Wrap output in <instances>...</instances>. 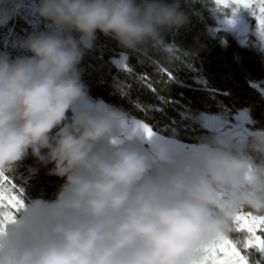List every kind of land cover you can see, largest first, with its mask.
Returning <instances> with one entry per match:
<instances>
[{"label": "clouds", "instance_id": "9594fccd", "mask_svg": "<svg viewBox=\"0 0 264 264\" xmlns=\"http://www.w3.org/2000/svg\"><path fill=\"white\" fill-rule=\"evenodd\" d=\"M22 4L0 0V26ZM35 11L51 28L23 40L31 55L0 53V173L17 177L30 152L63 183L51 200L23 192L0 264H198L241 209L264 215V128L161 143L145 121L94 104L81 78L97 30L141 58L159 48L157 70L194 56L163 38L189 22L179 0H38Z\"/></svg>", "mask_w": 264, "mask_h": 264}, {"label": "trees", "instance_id": "16d2710c", "mask_svg": "<svg viewBox=\"0 0 264 264\" xmlns=\"http://www.w3.org/2000/svg\"><path fill=\"white\" fill-rule=\"evenodd\" d=\"M36 3L23 0L8 24L0 26V53L11 58L31 55L23 40L33 32L50 30V22L36 13ZM179 5L189 22L178 30L165 31L164 41L196 54L175 61L171 68L165 65L157 70L149 62V58L162 62L159 48L149 45L148 58H141L140 53L122 49L117 40L97 30L79 65L93 103L102 101L103 106L121 109L160 135H175L180 143L190 145L215 132L201 123L204 115H216L220 124L235 122L236 113L246 112L245 130L264 128V49L252 33L243 39L220 25L221 18L237 6H223L215 0H179ZM118 80L127 83L126 92L113 88ZM29 167L37 169L34 175L28 174ZM51 167L40 164L29 152L19 162L17 177L7 176V186L15 184L14 191L19 194L22 188L29 198L51 200L63 183L62 178L48 174ZM229 238L247 256L248 264H264L260 249L243 247L246 233L234 230Z\"/></svg>", "mask_w": 264, "mask_h": 264}, {"label": "snow or ice", "instance_id": "6c2138e0", "mask_svg": "<svg viewBox=\"0 0 264 264\" xmlns=\"http://www.w3.org/2000/svg\"><path fill=\"white\" fill-rule=\"evenodd\" d=\"M215 2L225 5L228 0H215ZM232 3L237 6L234 8L233 14L240 8L251 11L258 22L260 34L264 37V0H255L258 5V15L257 10L253 8V0H232ZM168 76L171 77L170 72ZM148 87L152 88L150 84ZM143 127L146 134L149 137L152 136V129L147 124ZM7 183L8 177L0 173V209L4 210L0 211V233L4 231L7 223L15 221V212L19 211L24 205L22 199L23 189L21 188L18 194L14 191L16 185L12 184L11 187H8ZM234 225V230L246 233L247 238L242 242L244 248L255 247L264 250V215H254L241 209L234 217ZM198 264H248V259L237 243L229 236H221L202 249Z\"/></svg>", "mask_w": 264, "mask_h": 264}, {"label": "rangeland", "instance_id": "374dc122", "mask_svg": "<svg viewBox=\"0 0 264 264\" xmlns=\"http://www.w3.org/2000/svg\"><path fill=\"white\" fill-rule=\"evenodd\" d=\"M233 4L232 0H228L227 6ZM222 5V4H221ZM253 8L257 10L258 15V5L253 0ZM241 14H234L231 18V22L227 21L225 17H222L220 20V25L223 28H228L229 30L234 31L239 37L245 38V36L252 33L257 40L262 49H264V40H262L258 33H260L258 22L256 18L251 14L249 9L240 8ZM116 62V61H115ZM264 92V88H263ZM95 104V103H94ZM79 104L73 106V108L78 107ZM72 112V110H71ZM234 121L232 123L222 121L220 124L216 115H204L201 120L205 127L211 131H221L225 133H243L245 130V123L248 122V114L246 112H238L234 115ZM262 251V256L264 257V250Z\"/></svg>", "mask_w": 264, "mask_h": 264}, {"label": "water", "instance_id": "95a60500", "mask_svg": "<svg viewBox=\"0 0 264 264\" xmlns=\"http://www.w3.org/2000/svg\"><path fill=\"white\" fill-rule=\"evenodd\" d=\"M159 138H160V142L161 143H168L169 142V140L171 139V138H168V137H166V136H163V135H160L159 133H157V132H155V131H153ZM176 140V139H175ZM178 141V140H177ZM180 142V141H179ZM145 143L146 144H151L152 142L150 141V140H145ZM192 145V144H191ZM179 146H182V147H185V148H187V147H189L190 146V144H186V143H183V142H181L180 143V145Z\"/></svg>", "mask_w": 264, "mask_h": 264}, {"label": "flooded vegetation", "instance_id": "af4514ba", "mask_svg": "<svg viewBox=\"0 0 264 264\" xmlns=\"http://www.w3.org/2000/svg\"><path fill=\"white\" fill-rule=\"evenodd\" d=\"M218 120H221V119H218ZM219 122V121H218Z\"/></svg>", "mask_w": 264, "mask_h": 264}]
</instances>
